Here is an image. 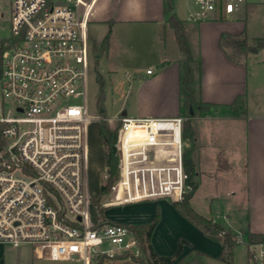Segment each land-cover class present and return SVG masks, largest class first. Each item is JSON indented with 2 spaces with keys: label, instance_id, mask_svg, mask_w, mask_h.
<instances>
[{
  "label": "built area",
  "instance_id": "1",
  "mask_svg": "<svg viewBox=\"0 0 264 264\" xmlns=\"http://www.w3.org/2000/svg\"><path fill=\"white\" fill-rule=\"evenodd\" d=\"M244 1L191 0L188 20L228 16ZM90 10L83 0H0V243L52 260L142 264L135 230L92 210ZM118 124L117 203L181 199L184 117L122 114ZM164 149L174 152L161 158ZM250 253L252 264H264V242Z\"/></svg>",
  "mask_w": 264,
  "mask_h": 264
},
{
  "label": "crops",
  "instance_id": "2",
  "mask_svg": "<svg viewBox=\"0 0 264 264\" xmlns=\"http://www.w3.org/2000/svg\"><path fill=\"white\" fill-rule=\"evenodd\" d=\"M83 1L91 5L88 16V34L95 39V31L102 26L105 27L103 29L106 34L109 30L111 31L109 45L104 52L107 53L115 36H118L121 52L123 54L134 53V61L132 64L128 63L131 64L133 72L132 81L129 84L133 97L131 116L173 117L181 115L180 61L183 53L179 47L175 30L167 20L165 0ZM245 2L246 0L228 16L201 22L188 20L191 0H174L173 11L178 18L185 21V29L194 57L201 62V73L199 74L198 69L195 70L196 88L200 87V95L204 101L216 105L210 111L197 113L192 118L195 137L191 157L195 164L194 178L198 182V187L191 198V203L194 207V198L203 182L201 178H207L211 183H216L222 178L221 175H217L219 168L231 172L235 168L233 164L239 163L232 152L236 149L241 150L244 157L242 168L244 190L240 195L248 202L249 209L240 221V231L249 226L252 231L264 234V47L258 48L254 43V39L264 37V33L250 24L248 16L245 15V10L248 8ZM260 3L264 4V0ZM225 34L246 36L251 45L250 50L233 56L232 49L221 43L222 35ZM104 52L91 61L94 66H100ZM142 56H145L148 61L146 66L140 63ZM149 69L151 72L148 73ZM239 95L246 96L247 113L245 117L234 116L229 106ZM238 134L242 138L241 142L237 138ZM216 159L218 162L214 164L213 161ZM208 180L206 183H209ZM233 191L231 189L230 193ZM209 197L204 198L208 200ZM164 199L169 200L168 198L144 200L156 201L154 214L149 220L138 222L145 223L153 219L157 206H160L161 220L151 237L154 249L160 254H172L178 247L179 238L182 237L191 243V245L185 244L184 247L188 246L190 250L199 249L207 254L203 256V259L218 256L222 251V243L207 237L200 228L184 217L170 200L166 201L167 205L172 212L176 209L181 214L180 216L193 226L190 227L193 231L189 229L192 234L198 233L206 245H221V250L218 254H212L205 249L198 248L191 235H179L177 247L172 252L166 253L158 249L159 244L154 242V238L160 226L168 218L161 202ZM205 209L209 217L214 218L215 215L218 217L223 213L224 219L229 220L230 218L227 208L215 211L212 205L207 204ZM204 215L207 216V214ZM224 226L234 231L230 224ZM9 248V250L16 251L21 249V246L9 245ZM189 253L190 251L186 254ZM182 254L180 257L186 255Z\"/></svg>",
  "mask_w": 264,
  "mask_h": 264
},
{
  "label": "rangeland",
  "instance_id": "3",
  "mask_svg": "<svg viewBox=\"0 0 264 264\" xmlns=\"http://www.w3.org/2000/svg\"><path fill=\"white\" fill-rule=\"evenodd\" d=\"M261 1L263 0H246L245 4L248 5V8L245 10V15L248 16V20L252 26L264 33V4H261ZM103 28L105 27L102 26L95 31V39L93 36L89 35L92 60L97 56L99 57L105 50L101 43L106 34ZM117 37L118 36H115L107 53L104 52L100 66L96 67L93 63L90 64L88 75V108L93 120L88 130L89 164L87 175L88 188L92 197L99 193L108 175L105 159L106 149L103 144L100 129L101 120H106L111 128H115L118 125V117L122 116L124 111H126L127 115H132L130 109L133 103V97L130 92L131 88L129 84L133 77L131 64L135 57H133V52L126 54L121 52V43ZM146 62H148L146 57L142 56V58H140L142 66H146ZM101 87H103L105 94L102 104L99 103L98 100ZM237 138H239V142L242 141L239 134ZM173 152L174 149H164L159 153V156L161 158H169L170 154ZM232 155L236 157L239 163L233 164L235 168L232 169L231 172H228L227 169L219 168L217 175H221L222 178L218 179L216 183H211L207 178H201L203 182L196 198H194V207L198 212L207 214V216H209V214L206 213L208 212L207 209H205L207 204L212 205L215 211H222L227 208L230 212L229 220L222 217V212L221 215L219 214L218 217L215 215L214 218L221 223L224 222V225L230 224V226L234 228V231L239 233L240 221L246 216L249 205L248 202L245 201L246 199L242 198V195H240L242 194L241 191L244 190V176L242 170L244 162L243 152L236 149L232 152ZM217 162L218 159L213 161L214 164ZM206 180H208L209 183H206ZM186 189L189 190L188 187ZM231 189L234 190L232 193H230ZM238 195L240 196L238 197ZM121 196L122 195L118 194L116 191L113 193L108 192L100 196L99 204H104L106 206L105 216L108 220L133 224L152 218L156 201L117 203ZM205 196L210 197L208 200H205ZM169 200L170 202L174 201L172 199ZM169 200L164 199L161 201L168 218L160 226L154 238V242L159 244L158 249L166 253L172 252L174 248L177 247V238L179 235H191L195 239L196 247L205 249L212 254H218L221 250V245H206L203 243L204 241L198 233L192 234L191 231L193 230L190 227L193 226L187 222L185 218L180 216L181 214H179L176 209H174V212L171 211V208L166 202ZM92 204L93 212H99L98 204L95 202H92ZM176 213L179 216H177ZM9 249V245L0 244V264L1 262L2 264H83L81 260H52L46 256H39L34 247L29 245L24 247L21 246V249L16 251ZM189 251V257H193L195 254L191 252L188 246L184 247L182 255ZM234 256L235 264H252L250 259L251 254L250 257L247 255V246L243 242H240V244L235 247ZM205 260L206 264H228L216 258H204V261Z\"/></svg>",
  "mask_w": 264,
  "mask_h": 264
},
{
  "label": "trees",
  "instance_id": "4",
  "mask_svg": "<svg viewBox=\"0 0 264 264\" xmlns=\"http://www.w3.org/2000/svg\"><path fill=\"white\" fill-rule=\"evenodd\" d=\"M174 0H165V12L168 15V22L174 28L176 38L183 53L181 58V115L184 117L183 125V139L187 144L183 148V166L187 174L185 180V190L181 199L174 200L173 204L178 209V211L186 217L195 226L200 228L204 234L216 241L222 243V251L216 259L224 261L228 264H235L234 249L240 243L237 242L236 238L238 234H241L244 238V244L247 246L248 256L250 257V245L253 243L264 242V234L254 232L247 228L242 229L239 233L233 231L230 228L225 227L219 221L215 220L213 217L206 216L198 212L191 203V198L193 197L197 187L198 182L195 180V164L191 157L194 149V127L192 123V118L197 113H206L214 108L216 105L213 103L206 102L202 99L200 95V87L196 88L195 84V70L198 69L199 74L201 73V62L194 57L190 42L187 37L185 29V21L181 20L174 13ZM110 30L107 32L102 40V46L104 48L108 47L110 40ZM222 45L229 46L232 49L233 56L241 55L250 50L251 45L248 43L246 36H234V35H222L221 38ZM254 43L258 48L264 47V37H258L254 39ZM104 89L101 87L99 95V103L104 101ZM231 113L237 117H245L247 113V100L245 95H239L230 105ZM103 112V111H102ZM120 125L118 124L115 128H111L106 120H101V136L103 144L106 149L105 159L107 165V179L104 184H102L100 191L94 197H92V202L98 204V213L103 221H108L105 216L106 206L104 204H99L100 196L105 193L110 192L111 186L119 178V158L116 155L115 143L118 138V131ZM189 188L187 190L186 188ZM161 220V208L158 205L156 209V214L153 219L145 223L131 224L129 225L135 230L138 238L141 241L144 258L141 259L142 264H206L203 256L207 255L205 252L199 249L193 248L191 252H194L193 257H189L186 254L182 257L183 247L185 244L191 245V243L185 238L180 237L178 240V247L172 254H160L158 253L152 243L151 237ZM180 257L179 260L176 259Z\"/></svg>",
  "mask_w": 264,
  "mask_h": 264
},
{
  "label": "water",
  "instance_id": "5",
  "mask_svg": "<svg viewBox=\"0 0 264 264\" xmlns=\"http://www.w3.org/2000/svg\"><path fill=\"white\" fill-rule=\"evenodd\" d=\"M255 50H257V48H254ZM126 113L125 112H123V115H125ZM17 174H19V173H17Z\"/></svg>",
  "mask_w": 264,
  "mask_h": 264
}]
</instances>
